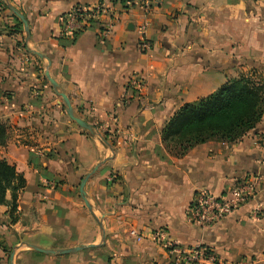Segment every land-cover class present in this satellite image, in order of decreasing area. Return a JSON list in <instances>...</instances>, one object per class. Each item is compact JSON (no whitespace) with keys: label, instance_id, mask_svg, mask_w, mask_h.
Returning <instances> with one entry per match:
<instances>
[{"label":"crops","instance_id":"1","mask_svg":"<svg viewBox=\"0 0 264 264\" xmlns=\"http://www.w3.org/2000/svg\"><path fill=\"white\" fill-rule=\"evenodd\" d=\"M74 6L102 7L111 21L108 37L91 25L66 44L60 17ZM125 6L0 0V125L7 135L0 159L25 180L14 223L8 205H0V264H170L164 244L151 238L157 231L180 248L210 247L215 264H264V116L237 143L208 141L181 158L161 142L165 123L183 104L264 64V0ZM12 9L26 20L28 40ZM46 71L93 135L69 119ZM137 75L139 91L131 86ZM97 165L84 186L89 211L79 185ZM247 176L260 181L247 203L213 227L186 221L198 192L218 196ZM132 230L144 239L136 241ZM29 245L91 247L59 255Z\"/></svg>","mask_w":264,"mask_h":264},{"label":"trees","instance_id":"2","mask_svg":"<svg viewBox=\"0 0 264 264\" xmlns=\"http://www.w3.org/2000/svg\"><path fill=\"white\" fill-rule=\"evenodd\" d=\"M120 3L124 9L127 8L125 0H120ZM15 19L21 26L17 17ZM62 40L66 44H72L75 37H62ZM251 75L240 74L206 97L183 104L162 129L163 148L174 157L181 158L199 144L215 141L231 145L254 131L264 115V83L254 82ZM107 137L108 134L104 133V142ZM6 138V128L0 125V146L5 144ZM24 187L23 176L14 166L0 159V205H8L12 223L16 221L14 214L17 196Z\"/></svg>","mask_w":264,"mask_h":264},{"label":"built area","instance_id":"3","mask_svg":"<svg viewBox=\"0 0 264 264\" xmlns=\"http://www.w3.org/2000/svg\"><path fill=\"white\" fill-rule=\"evenodd\" d=\"M120 1V0H118ZM130 0H125V5ZM62 37H74L75 35L97 27L98 35L106 39L110 33L111 21L106 20V11L100 7L74 6L60 17ZM146 25L139 28L141 36L144 35ZM139 49L142 52L149 50V44L141 38ZM131 86L135 90L142 88V79L137 75L132 79ZM259 179L256 176H247L234 184L227 192L215 196L208 191L198 192L189 204L186 213V221L191 225L213 227L219 221L229 216L234 210L247 203L256 194ZM130 235L136 241H142L144 236L136 231H130ZM155 241L163 243L170 256V264H215L216 258L210 247L196 245L187 248H180L170 241L164 232L157 231L151 235ZM242 264H252L246 261Z\"/></svg>","mask_w":264,"mask_h":264},{"label":"water","instance_id":"4","mask_svg":"<svg viewBox=\"0 0 264 264\" xmlns=\"http://www.w3.org/2000/svg\"><path fill=\"white\" fill-rule=\"evenodd\" d=\"M13 13L15 14V16L20 20V22L23 25V31H24V35L26 40H28L29 38V30H28V24L26 22V20L24 19V17L17 12L16 10L12 9ZM45 77L47 78V80L49 81L50 85L52 86V88L54 89V91L57 93V95L62 99L63 105L65 107V111L66 114L68 115L69 119H71L72 121H74L83 131H85L86 133H88L89 135H93V129L91 128L90 125L86 124L83 120L77 118L72 110V107L70 105V102L68 100V98L66 97L65 94L61 93L58 91V86L57 84L54 82V80H52L48 74V72L46 71L45 73ZM98 165L93 167L91 169V171L89 173H87L80 181V185H79V193L85 203V206L87 207V209L89 211H91V207L86 199V194L84 191V186L86 184V182L88 181V179L95 173V171L97 170ZM30 249L39 252V253H43V254H59V255H66V254H71L74 252H78L81 250H84L86 248H90L91 246H77L74 248H69V249H62V250H46V249H42L33 245H29L28 246ZM12 259V257H11Z\"/></svg>","mask_w":264,"mask_h":264},{"label":"rangeland","instance_id":"5","mask_svg":"<svg viewBox=\"0 0 264 264\" xmlns=\"http://www.w3.org/2000/svg\"><path fill=\"white\" fill-rule=\"evenodd\" d=\"M242 74L248 75L252 74L250 77L254 82L257 83H264V64H257L256 66L250 65L249 67H245L242 70ZM262 110L264 112V96H263V103H262ZM264 116V115H263ZM263 139V138H262ZM264 140V139H263Z\"/></svg>","mask_w":264,"mask_h":264}]
</instances>
